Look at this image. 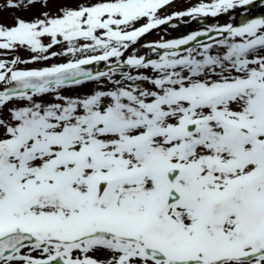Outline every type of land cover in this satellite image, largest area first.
Segmentation results:
<instances>
[{"label": "snow or ice", "instance_id": "1", "mask_svg": "<svg viewBox=\"0 0 264 264\" xmlns=\"http://www.w3.org/2000/svg\"><path fill=\"white\" fill-rule=\"evenodd\" d=\"M173 2L0 20L13 55L0 59V264H264V17L144 45L158 59L125 57L174 20L256 6L200 0L161 17ZM37 3L48 0L0 12Z\"/></svg>", "mask_w": 264, "mask_h": 264}, {"label": "rangeland", "instance_id": "2", "mask_svg": "<svg viewBox=\"0 0 264 264\" xmlns=\"http://www.w3.org/2000/svg\"><path fill=\"white\" fill-rule=\"evenodd\" d=\"M178 1H182V0H178ZM3 0H0V3H2ZM79 2H84L87 3L88 0H48L47 6L44 7L42 6V4L37 3L35 6L29 8L26 11H18V10H4L2 12H0V20H2L4 23L6 24H10L12 22V17L13 16H20L23 19L26 20H31L34 19L35 17L39 16L41 13L43 12H49L51 14H55L57 12L58 9L62 8V7H75L77 3ZM198 2H200V0H198ZM180 2L176 3L173 8L174 10H177L178 12H180L181 10H179L180 7H182L183 5ZM191 3H193V0H191ZM177 6V8H176ZM186 7H184L185 9ZM183 9V8H182ZM238 9V8H237ZM236 10V9H235ZM171 12V7H168L166 9H163L159 15L161 17H164L166 15H168ZM190 17H183L181 18L183 21H187ZM225 21H222L221 24H225L227 22H229V19H224ZM162 30L157 29L156 32H161ZM169 35H172L171 38H168ZM185 35L182 33H172V34H168V36L165 39H162L163 41H168L171 39H179L184 37ZM47 42V41H45ZM55 51L59 52L63 50V45L58 46L57 48L54 49ZM135 54L136 56L139 57L138 53H130V54H125V56L127 57L128 55H132ZM15 55L21 57V59H29L30 58V54L26 51L20 50L18 52L15 53ZM13 58V55L7 53L6 51H1L0 50V59H4V60H11ZM69 59V57H57L56 59H53L51 61L48 62H44V63H37V64H30V65H25V64H20L18 65V68L21 70H28L31 68H38V67H44V66H50L51 64H57V63H65L67 62V60ZM103 63V62H102ZM105 64V63H103ZM125 71L128 70L127 68L124 69ZM141 72L143 74H151L150 70H141ZM95 85L93 83H86L85 85L82 86H78L72 89H69L66 91V94H75L76 92H87L90 89L94 88Z\"/></svg>", "mask_w": 264, "mask_h": 264}, {"label": "water", "instance_id": "3", "mask_svg": "<svg viewBox=\"0 0 264 264\" xmlns=\"http://www.w3.org/2000/svg\"><path fill=\"white\" fill-rule=\"evenodd\" d=\"M213 35H216V34H213ZM207 39H208V38H207ZM86 68H87V70H90V71H92L93 73H97V72H101V71H106V70H107V68L104 69V70H100L99 67H98V65H96V64L86 66ZM0 90H2V89H0Z\"/></svg>", "mask_w": 264, "mask_h": 264}]
</instances>
